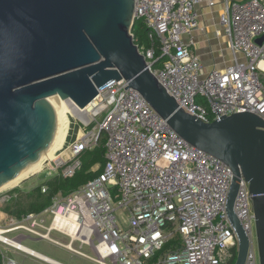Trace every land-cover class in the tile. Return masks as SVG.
<instances>
[{
	"label": "built area",
	"instance_id": "1",
	"mask_svg": "<svg viewBox=\"0 0 264 264\" xmlns=\"http://www.w3.org/2000/svg\"><path fill=\"white\" fill-rule=\"evenodd\" d=\"M219 1L135 0L134 24L143 21L151 41L148 48L136 44L148 69L186 112L205 122L242 111L264 119V40L257 41L264 37V0H223L217 34L228 39L235 61L207 70L193 38L204 30L196 8H215ZM127 86L122 79L99 88L82 111L88 120L74 124L75 139L66 141L64 156L46 160L38 173L45 181L74 176L81 153L96 148L102 135L103 172L69 194L55 193L39 212L12 216L0 227L5 236H0L5 246H0V264H22L9 255L11 249L63 264L22 244L53 232L67 236L69 242L60 244L92 264H149L176 238V249L152 264H228L234 257L238 235L227 213L232 169L183 139ZM41 187L49 194L47 185ZM234 209L250 237L245 264H260L253 200L244 178Z\"/></svg>",
	"mask_w": 264,
	"mask_h": 264
},
{
	"label": "water",
	"instance_id": "2",
	"mask_svg": "<svg viewBox=\"0 0 264 264\" xmlns=\"http://www.w3.org/2000/svg\"><path fill=\"white\" fill-rule=\"evenodd\" d=\"M134 11L135 0H0V188L48 151L60 98L84 109L99 88L124 79L183 139L232 169L235 264L250 247L234 209L241 180L249 183L264 264V119L242 111L205 122L180 108L139 51Z\"/></svg>",
	"mask_w": 264,
	"mask_h": 264
},
{
	"label": "trees",
	"instance_id": "3",
	"mask_svg": "<svg viewBox=\"0 0 264 264\" xmlns=\"http://www.w3.org/2000/svg\"><path fill=\"white\" fill-rule=\"evenodd\" d=\"M134 38L137 44L140 46L150 47L151 41L149 38V30L145 23L141 20L136 21L133 27ZM161 54L159 49H156V56L159 57ZM74 125V124H73ZM78 126L74 125L71 132L67 137V143H70L75 139L76 131ZM105 137L102 135L100 144L93 150H87L81 153L80 159L82 166L76 172V174L70 178H63L57 176L53 180L47 182L45 185L49 187V194L42 192V185L35 189L36 199L27 203L26 206L18 205L17 209H14L13 213L17 216L30 212H39L44 209L51 201V196L55 193L62 192L63 194H69L76 190L89 180L97 177L104 170L106 164V149H105ZM10 213V209H6ZM179 245V239H173L169 241L163 250L159 251L156 256L149 262V264L155 263L157 259L165 254L166 252L173 251ZM234 257L228 262V264H235L237 259V248L234 249Z\"/></svg>",
	"mask_w": 264,
	"mask_h": 264
},
{
	"label": "rangeland",
	"instance_id": "4",
	"mask_svg": "<svg viewBox=\"0 0 264 264\" xmlns=\"http://www.w3.org/2000/svg\"><path fill=\"white\" fill-rule=\"evenodd\" d=\"M69 119L71 121L70 130L74 126L73 124L75 123L77 124L78 122H80L79 118L74 114H70ZM99 119H101V117ZM68 133H69V122L67 124V131L64 135L65 143L66 141H68L67 140ZM62 152L63 150L61 151V153ZM45 176H46L45 174L37 173L27 178L26 180L20 182L18 185L0 190V227L3 226L5 227L6 224L9 222L10 218L12 216H16V214L11 211L17 209L19 204H21L24 207L27 205V203L29 204V202L36 199L35 189L37 187L41 186L43 183L46 184L47 182L53 180L50 179L45 181L46 180ZM6 209H10V213H8ZM7 236L14 238L15 236H17V233H10L7 234ZM53 238L61 242H65V243L69 242V238L67 236H64L59 233H54ZM22 244L30 249H33L37 252L47 255L48 257L55 259L59 262L62 261V263L64 262L67 264H92L89 260L80 257L71 258L73 254H71L64 248L55 245L47 240H34L31 238H26L22 241ZM78 245L79 243L77 244V246ZM0 246L3 249H5L4 245H0ZM84 251L91 253L90 249L87 246L84 248ZM9 255L22 264H47L15 249H11Z\"/></svg>",
	"mask_w": 264,
	"mask_h": 264
},
{
	"label": "crops",
	"instance_id": "5",
	"mask_svg": "<svg viewBox=\"0 0 264 264\" xmlns=\"http://www.w3.org/2000/svg\"><path fill=\"white\" fill-rule=\"evenodd\" d=\"M223 7V0H220L215 8H210L206 5L196 8L201 26L204 30L195 31L193 33V38L195 41L196 52L201 57L207 70H211L213 67L223 68L235 61V56L229 45L228 39L223 35L217 34V31L221 27L220 15L223 11ZM77 257L86 259L81 256H71V258ZM63 264L67 263L63 262Z\"/></svg>",
	"mask_w": 264,
	"mask_h": 264
},
{
	"label": "bare ground",
	"instance_id": "6",
	"mask_svg": "<svg viewBox=\"0 0 264 264\" xmlns=\"http://www.w3.org/2000/svg\"><path fill=\"white\" fill-rule=\"evenodd\" d=\"M83 109L78 107L72 100H64L60 98L59 100V111L57 116V128L56 133L54 135L53 141L51 142L50 146L48 147V151L45 150L40 155V158L35 163L28 165L23 171L18 174V176L4 184L0 190H3L8 187H12L18 185L20 182L26 180L27 178L37 174L41 169L46 160H59L61 159L64 154H60L63 150L65 141L64 135L67 131V124L69 122V129H70V119L69 115L74 114L82 121H87L89 116L85 112H82ZM69 134V133H68ZM60 152V153H59ZM59 153V154H58ZM3 228H0V230ZM73 230V227H71ZM2 232V231H0ZM1 238H5L3 234H0Z\"/></svg>",
	"mask_w": 264,
	"mask_h": 264
},
{
	"label": "flooded vegetation",
	"instance_id": "7",
	"mask_svg": "<svg viewBox=\"0 0 264 264\" xmlns=\"http://www.w3.org/2000/svg\"><path fill=\"white\" fill-rule=\"evenodd\" d=\"M54 233H59V232H53V233L50 234V237H49V238H44V239H41V240H47V241H50V242H52L53 244L58 245V246L64 248L65 250H67L68 252H70V247H69V246L62 245V244H60L61 241H59V240L53 238V234H54ZM59 234H61V233H59ZM62 235H63V234H62ZM64 243H65V242H64ZM67 243H68V242H67ZM67 243H65V244H67ZM70 253H71V252H70ZM71 254H72V253H71Z\"/></svg>",
	"mask_w": 264,
	"mask_h": 264
}]
</instances>
